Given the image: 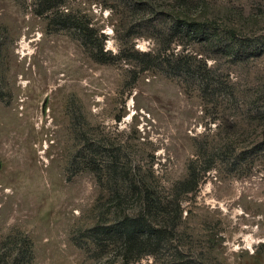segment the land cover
<instances>
[{
	"label": "rangeland",
	"instance_id": "1",
	"mask_svg": "<svg viewBox=\"0 0 264 264\" xmlns=\"http://www.w3.org/2000/svg\"><path fill=\"white\" fill-rule=\"evenodd\" d=\"M38 3L0 0L3 264H264V0H67L107 64ZM184 21L203 36L173 41ZM169 47L212 70L209 92L144 68ZM127 173L170 206L164 242L129 262L105 230L141 211Z\"/></svg>",
	"mask_w": 264,
	"mask_h": 264
},
{
	"label": "trees",
	"instance_id": "2",
	"mask_svg": "<svg viewBox=\"0 0 264 264\" xmlns=\"http://www.w3.org/2000/svg\"><path fill=\"white\" fill-rule=\"evenodd\" d=\"M38 1V7L35 9V13L39 16L46 15L52 18L51 22L63 29H74L75 32L71 34L78 36V39L87 47L95 61L107 64L114 63L117 60L118 56L109 53V51L105 49L106 40L104 38V33L92 26L90 22L83 21L74 14L73 11H70V9L66 7L67 0ZM200 25H203V23L197 21H184L180 28L175 29L172 40L184 39L189 36L191 38L203 36L205 30L201 29V27H199ZM170 48L171 47L165 49L163 53H159L158 55L146 53L145 55L149 57V59L143 60L145 64L144 68L146 70L153 67L159 68L168 75L181 77L183 79L187 77H200V80L204 82L203 90L209 92L213 87V82H211V76L209 75L212 70L207 66L205 69H201L200 67L199 69L195 68L193 61L198 60V57L190 53L180 54L169 52ZM205 171H207V169H205ZM128 176L129 173H127L124 179L129 180L130 178ZM135 178L130 179L131 186L127 192H134L138 196L141 211L134 215L126 214L119 223L110 225L105 229L111 236H118L123 240L128 262L135 256V253L140 251L142 254H140L139 258L144 254H149L147 249L151 248L152 244H154L153 242L157 241L155 244H162L167 237L166 229L167 226H169L168 221H166L167 224L164 225V219L166 220L170 213L169 204L163 203L160 197H155L151 186L146 181L142 182V180H135ZM199 178H201V173L197 172L195 164L193 163L190 166V178L184 182L178 183L177 186L181 187L185 192H192L199 186ZM124 192L125 191H117L119 197H122L121 195ZM123 204L124 202L120 203L121 206ZM158 217L163 218V223ZM158 220L160 221L159 223H157ZM158 224L162 226V230L157 229L158 227L156 226ZM29 245L31 247L32 242H30ZM30 258L33 259L32 253ZM3 259L6 258H0V264L4 263ZM6 264L9 263L6 262Z\"/></svg>",
	"mask_w": 264,
	"mask_h": 264
}]
</instances>
